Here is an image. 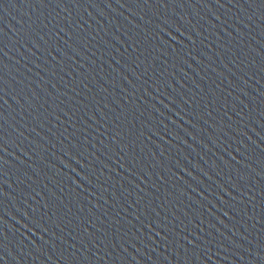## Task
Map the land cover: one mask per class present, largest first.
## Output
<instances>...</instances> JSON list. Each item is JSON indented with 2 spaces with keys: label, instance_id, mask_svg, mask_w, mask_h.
Instances as JSON below:
<instances>
[{
  "label": "water",
  "instance_id": "obj_1",
  "mask_svg": "<svg viewBox=\"0 0 264 264\" xmlns=\"http://www.w3.org/2000/svg\"><path fill=\"white\" fill-rule=\"evenodd\" d=\"M0 264H264V0H0Z\"/></svg>",
  "mask_w": 264,
  "mask_h": 264
}]
</instances>
